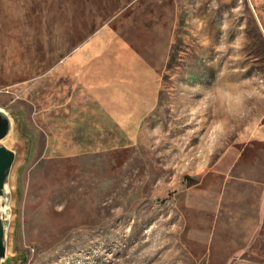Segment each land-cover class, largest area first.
Wrapping results in <instances>:
<instances>
[{
	"label": "rangeland",
	"instance_id": "1",
	"mask_svg": "<svg viewBox=\"0 0 264 264\" xmlns=\"http://www.w3.org/2000/svg\"><path fill=\"white\" fill-rule=\"evenodd\" d=\"M127 50L153 98L74 115ZM0 110L7 264H264V0H0Z\"/></svg>",
	"mask_w": 264,
	"mask_h": 264
},
{
	"label": "crops",
	"instance_id": "2",
	"mask_svg": "<svg viewBox=\"0 0 264 264\" xmlns=\"http://www.w3.org/2000/svg\"><path fill=\"white\" fill-rule=\"evenodd\" d=\"M99 29H94L89 35V39H97L95 36L97 35ZM108 33V32H106ZM107 37H117V32L111 30V36L107 34ZM124 41V40H123ZM113 54V65L117 68L116 74L113 75L111 83L108 82H99V83H83V88L80 92L75 93L73 96L75 99H79V105L73 109V114H87V115H96L99 118V121L102 123H128V115L130 113V101H136L137 99L142 97L145 98H153L155 87L150 84H145L139 82L142 74H145L147 71V65L145 60L134 51L127 50L125 51H114ZM130 59L132 70L135 73L134 79L128 83H121L116 75L120 73V69L123 67L122 60ZM116 79V81H114ZM146 88V94L143 96L139 94L138 91H144ZM69 108V106H66ZM82 111V113H78V109ZM89 123H96L95 121H91L90 118L86 120ZM93 129L99 131L100 128L97 126H93ZM106 130L108 127L105 128ZM62 130V129H61Z\"/></svg>",
	"mask_w": 264,
	"mask_h": 264
},
{
	"label": "water",
	"instance_id": "3",
	"mask_svg": "<svg viewBox=\"0 0 264 264\" xmlns=\"http://www.w3.org/2000/svg\"><path fill=\"white\" fill-rule=\"evenodd\" d=\"M10 127L9 117L0 110V264H7L5 255V229L8 222L7 180L9 169L14 158V151L1 142Z\"/></svg>",
	"mask_w": 264,
	"mask_h": 264
}]
</instances>
